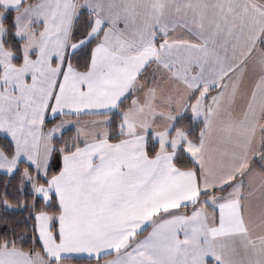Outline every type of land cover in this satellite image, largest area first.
<instances>
[{"label":"snow or ice","instance_id":"1","mask_svg":"<svg viewBox=\"0 0 264 264\" xmlns=\"http://www.w3.org/2000/svg\"><path fill=\"white\" fill-rule=\"evenodd\" d=\"M0 264H264V0H0Z\"/></svg>","mask_w":264,"mask_h":264}]
</instances>
